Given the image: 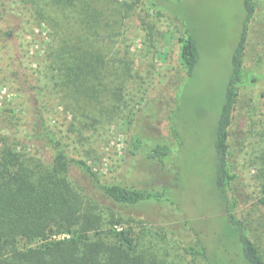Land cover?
<instances>
[{"label": "rangeland", "instance_id": "374dc122", "mask_svg": "<svg viewBox=\"0 0 264 264\" xmlns=\"http://www.w3.org/2000/svg\"><path fill=\"white\" fill-rule=\"evenodd\" d=\"M76 1L0 0V30L11 32L10 47L0 44V149L48 160L42 142L29 139L42 116L69 156L102 181L166 186L174 201L116 206L93 194L100 207L88 211L99 217L97 228L131 231L137 252L154 264H206L188 252L196 233L212 264H251L214 176L216 126L246 16L243 0H163L161 14L138 0ZM257 1L244 62L258 80L239 90L228 161L232 212L264 255V65L256 63L260 55L264 61V0ZM184 28L199 49L186 78L177 58ZM75 62L89 68L84 80L74 77ZM135 135L144 144L132 154ZM161 142L174 147L163 164L146 158Z\"/></svg>", "mask_w": 264, "mask_h": 264}, {"label": "trees", "instance_id": "16d2710c", "mask_svg": "<svg viewBox=\"0 0 264 264\" xmlns=\"http://www.w3.org/2000/svg\"><path fill=\"white\" fill-rule=\"evenodd\" d=\"M49 1L59 5L75 2ZM78 1L89 3L88 0H77L76 3ZM138 1H142L148 9L158 14L164 10L161 6L163 0ZM243 4L246 16L239 43L232 55L225 97L216 126L215 189L224 203L227 219L239 234L244 257L251 264H264V255L248 234L246 224L232 212L236 199L229 196L230 181L234 178L231 173L232 164L228 161L229 126L236 111L240 88L258 80V76L249 71L244 62L249 24L254 17L258 1L243 0ZM77 13L82 21L80 23L87 26L85 15L79 11ZM89 21L92 19L89 18ZM10 33L0 30V44H4V47H10ZM95 33L99 34V31ZM179 42L178 65L186 78L194 72L199 60V49L196 40L186 28L182 30ZM76 62L73 63L74 77L84 80L88 76L89 68H77ZM256 63L259 67L264 65L262 55L258 56ZM68 81L74 83L73 75L69 76ZM80 85L82 87L83 83L79 82L78 87ZM170 129L175 133L172 126ZM175 135L177 136L176 133ZM29 139L31 143H34V140L42 142L48 151V160L33 159L9 146L0 149V264L155 263L137 252V238L131 231L114 227L97 228L95 222L99 217L92 213V210L100 207L95 203L99 201L97 196L116 206H134L151 201L174 204L166 186L140 188L119 182L102 181L87 162L69 156L59 137L42 116L35 120ZM143 144L135 135L129 151L136 154ZM173 148L167 142L156 143L146 152V158L163 164ZM74 170L78 173L77 177L73 175ZM93 194L97 196L93 197ZM261 194L259 203H264V180ZM84 207L87 212H82ZM88 207L92 208L91 213ZM58 233H66L68 236L54 237ZM196 234V247L189 248L188 252L193 258L200 256L206 264H212L207 258L199 234Z\"/></svg>", "mask_w": 264, "mask_h": 264}]
</instances>
